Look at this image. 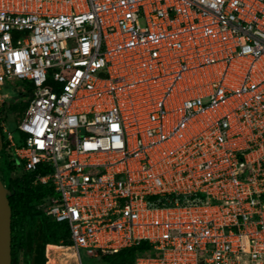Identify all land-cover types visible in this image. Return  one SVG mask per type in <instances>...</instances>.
Wrapping results in <instances>:
<instances>
[{"label": "built area", "instance_id": "2783aa9c", "mask_svg": "<svg viewBox=\"0 0 264 264\" xmlns=\"http://www.w3.org/2000/svg\"><path fill=\"white\" fill-rule=\"evenodd\" d=\"M13 79L23 146L0 149L71 240L44 264H264V0H0Z\"/></svg>", "mask_w": 264, "mask_h": 264}, {"label": "trees", "instance_id": "16d2710c", "mask_svg": "<svg viewBox=\"0 0 264 264\" xmlns=\"http://www.w3.org/2000/svg\"><path fill=\"white\" fill-rule=\"evenodd\" d=\"M28 90L30 93L26 104L32 93L31 89ZM24 112H20L17 119H22ZM21 137L22 141L17 147L23 146L22 134ZM2 150L7 153L5 158L8 160L2 165L6 169L5 175L16 171L21 173L16 179H9L5 187L9 191L7 198L11 208V258L15 257L13 249L22 246L25 264H44L46 245L71 244L68 227L55 222L47 214L44 201L53 195L52 187L33 185V175L23 171L22 162L6 151L5 144H2ZM148 247L147 242H142L139 246L123 249L116 254L101 255L98 260H92V264H134L136 257Z\"/></svg>", "mask_w": 264, "mask_h": 264}, {"label": "rangeland", "instance_id": "374dc122", "mask_svg": "<svg viewBox=\"0 0 264 264\" xmlns=\"http://www.w3.org/2000/svg\"><path fill=\"white\" fill-rule=\"evenodd\" d=\"M1 95H5L4 105L0 107V134L5 140L7 134H10L13 138V142L17 145L22 141L21 134L17 131V126L21 122V118L17 119L20 112H24L26 109L27 99L30 91L28 85L20 80L13 79L10 83H5L0 87ZM5 128V132L1 128ZM2 149H0V181L6 187L9 179L14 180L21 174L20 172H11L6 174V169L2 166L8 160L7 156ZM9 159V158H8ZM15 257L12 258V264H25L23 261V247H15ZM82 264H92V260L87 258L83 251H80Z\"/></svg>", "mask_w": 264, "mask_h": 264}, {"label": "water", "instance_id": "95a60500", "mask_svg": "<svg viewBox=\"0 0 264 264\" xmlns=\"http://www.w3.org/2000/svg\"><path fill=\"white\" fill-rule=\"evenodd\" d=\"M9 191L0 181V264H12L11 258V208Z\"/></svg>", "mask_w": 264, "mask_h": 264}, {"label": "flooded vegetation", "instance_id": "af4514ba", "mask_svg": "<svg viewBox=\"0 0 264 264\" xmlns=\"http://www.w3.org/2000/svg\"><path fill=\"white\" fill-rule=\"evenodd\" d=\"M1 107V106H0Z\"/></svg>", "mask_w": 264, "mask_h": 264}]
</instances>
